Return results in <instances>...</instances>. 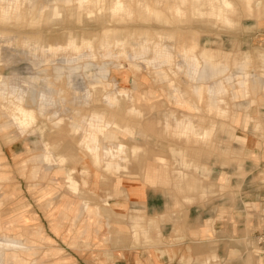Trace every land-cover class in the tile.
I'll return each mask as SVG.
<instances>
[{"label":"rangeland","instance_id":"1","mask_svg":"<svg viewBox=\"0 0 264 264\" xmlns=\"http://www.w3.org/2000/svg\"><path fill=\"white\" fill-rule=\"evenodd\" d=\"M120 1L116 11V0H0V239L29 246L0 248L2 264H18L13 254L23 264H138L158 227L143 211L147 197L163 199L175 223L203 208L215 239L217 222L256 212L264 245V202L255 199L264 189L255 163L264 148V0H226L222 13L225 0ZM202 53L227 69L212 77ZM191 55L204 81L186 74ZM195 85L214 86L218 110ZM18 106L35 116L31 126L14 120ZM185 115L215 125L212 136L178 132L174 118ZM113 130L122 150L98 142ZM220 234L226 251L253 246ZM212 246L199 264H232Z\"/></svg>","mask_w":264,"mask_h":264},{"label":"crops","instance_id":"2","mask_svg":"<svg viewBox=\"0 0 264 264\" xmlns=\"http://www.w3.org/2000/svg\"><path fill=\"white\" fill-rule=\"evenodd\" d=\"M261 56L264 58V55ZM221 67L222 64L220 62L217 68L210 69L212 71L211 76L215 77L216 72L227 69L226 66H224V69H222ZM186 74L189 76V78H195V80L199 81H204V78H206L205 71L201 75H198L193 73L192 69H190L189 66L187 68ZM232 79L233 78L231 77L227 78V80ZM239 82L240 80H238L237 82L238 85ZM209 90L213 91L214 94L209 95ZM244 91V94L247 93L248 87L247 89L245 88ZM173 92H178L181 97L184 96V93L182 91H179L178 89L173 90ZM194 92L199 97V101H203L204 93L207 92L208 96L211 99L209 107L215 110L219 109L218 101L216 99L217 92L215 91L214 86L206 88L204 85H195ZM172 94L173 93H171V95ZM179 94L174 95V99L181 102L179 99ZM194 107L195 109L199 110L198 105H195ZM220 113L223 114V112L221 111ZM174 123L178 132L183 133V135L188 138L192 135L197 141L208 140L209 137L214 133L213 127H215V125H211V128H201L199 124L195 122L194 117L190 115H185L183 119H178L175 117ZM166 125L169 126L170 124L166 123ZM221 126H223L222 123ZM183 127L187 128L185 132L183 130ZM255 153L257 155L255 158V163L259 168L262 169L264 173V148L260 152L255 151ZM179 156L184 159L182 154H180ZM257 197H261L260 201L264 202V189L260 193V195L255 196V199ZM146 199V207H143V211H145V213L149 217L154 216L153 218L155 220L156 226L158 225V227L151 230V232H154L153 238H150V240H144L143 243L141 242L137 257L138 264H199L204 260H208L209 253L211 252V246L215 243L218 244V242V255L222 256L224 254L225 258L227 260L229 259V262H231L232 264H264V245H259L258 239L261 225L258 226L259 223L253 218V215L256 212H250L247 214L246 211L238 209V211L234 212L230 218L235 221L237 226L235 224L234 226H231V224H227L228 222L226 221V223L224 221L217 222L216 225H218V227L215 226V230L217 233L215 239L211 237V234L214 233L213 230L208 227L206 228L205 222H207L209 218H205L209 216V213L208 215L206 213H203V208H195L191 210V213L184 214L185 224L183 223V217H181V215L177 216L176 222L180 220L179 223H175L172 214H169V217L167 216V214H163L162 211L165 208L163 206V199H159L158 197H147ZM219 217H223V214H220ZM157 221H159V223ZM163 221H169V223ZM162 222L164 223L163 226ZM175 227H177V233L179 232L183 235L174 234ZM222 231H224L226 235L228 232H235L237 235H233L234 239H236L235 241L237 242H243L246 240V238H248L250 240V243H253L252 248L247 250V252L245 253L241 252V250H239L238 248H235L232 252L226 251V243H223V240L222 242L219 240V238H221L222 236L220 234V232ZM184 236L185 239H183ZM211 241L213 242L212 244ZM237 250H239L240 252L238 253ZM131 257L132 256H129L128 259H131Z\"/></svg>","mask_w":264,"mask_h":264},{"label":"bare ground","instance_id":"3","mask_svg":"<svg viewBox=\"0 0 264 264\" xmlns=\"http://www.w3.org/2000/svg\"><path fill=\"white\" fill-rule=\"evenodd\" d=\"M79 2V4H81V6L87 2L88 0H77ZM185 1V0H183ZM201 1L202 0H196V3L199 5H201ZM252 0H246V3H251ZM261 3V2H260ZM196 7L195 9V12L196 13H201V10L199 7ZM124 6L122 4V2L120 0H116L115 2V10L118 11V10H123ZM232 8V4L228 1H223L221 3V6L217 9V13H222L224 9H230ZM175 10H176V13H180V8L179 7H175ZM155 15L158 16V11H154ZM73 46H75L74 48H76L77 50V43L76 41H73ZM89 46H90V43H89ZM91 47V46H90ZM200 59L203 61L204 63V66H207L208 68L210 69H215L218 65H219V62H215L213 57L211 58L210 56L206 55V54H201L200 56ZM199 57L195 56V55H191V57H188L189 59V67L190 69H192L193 73L195 74H198V75H201L205 69L204 67H202V69H199L200 68V62H199ZM225 70H222L220 72H216L215 76L218 75V73L222 74ZM248 77V76H247ZM245 79H241L239 83L243 84ZM263 83V82H262ZM32 86V85H31ZM264 86V85H263ZM96 89V88H95ZM16 91V90H15ZM50 91V90H49ZM51 92V91H50ZM17 93V92H16ZM15 94V93H14ZM208 94L209 95H213V91L209 90L208 91ZM20 95V94H19ZM39 95V94H38ZM21 96V95H20ZM22 97V96H21ZM33 97V96H32ZM40 97H41V100L40 102L43 103L44 101V97L40 94ZM117 97V96H116ZM116 97H110V96H107L106 97V102L110 103L111 101L115 102V101H118V99ZM20 98V97H19ZM124 100V99H123ZM20 101H22L20 99ZM24 101V100H23ZM14 103V102H13ZM18 103V101H17ZM23 103V102H22ZM21 106V105H20ZM15 107L14 108V111H13V118L14 120L18 123V125H20L21 127H29L30 124H32L31 122H33L35 118L34 116V119H33V116H32V113L31 112H28L26 110H24L22 107ZM24 106V105H23ZM116 106V105H115ZM34 111V110H33ZM129 113V112H128ZM34 114V113H33ZM13 122V121H12ZM16 124V123H15ZM31 126V125H30ZM97 127H101V126H97ZM117 129V127L115 126V130ZM113 130L110 132L109 135H104L103 136H100L102 138H99L98 142L99 143H102V141L104 139H110L111 141H114L113 142V148H119L120 150H122L123 147L120 146V144H118L117 142H115V139L117 137V134H116V131ZM183 130L184 132L187 130V128L183 127ZM202 134V133H201ZM92 148H94L96 151H98V147L97 146H92ZM137 149H136V152H134V154L137 153ZM119 154V152H117ZM120 155V154H119ZM42 160L45 162V163H49L52 164V158L46 154L44 156H42ZM63 160L62 157H60V161ZM47 165V164H46ZM68 180V188L72 190V192H74V194L78 193V191H80V189H78V184L77 183H69V182H72L70 180V177L68 176L67 178ZM75 184V185H74ZM4 246H8V247H11L13 250H16V251H23V252H26L25 250H28L29 246L24 243V242H21V241H18V240H5V239H0V248L2 250V247ZM0 250V251H1ZM13 257L15 258V262H17L18 264H23L24 261L17 256V254H13ZM2 261H3V255H2V251L0 252V264H2Z\"/></svg>","mask_w":264,"mask_h":264},{"label":"built area","instance_id":"4","mask_svg":"<svg viewBox=\"0 0 264 264\" xmlns=\"http://www.w3.org/2000/svg\"><path fill=\"white\" fill-rule=\"evenodd\" d=\"M261 36H263V38H264V33H263V34H261ZM263 238H264V233H263Z\"/></svg>","mask_w":264,"mask_h":264}]
</instances>
